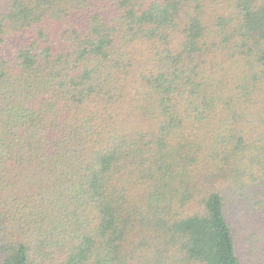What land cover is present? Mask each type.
Segmentation results:
<instances>
[{"label":"trees","instance_id":"obj_1","mask_svg":"<svg viewBox=\"0 0 264 264\" xmlns=\"http://www.w3.org/2000/svg\"><path fill=\"white\" fill-rule=\"evenodd\" d=\"M0 264H264V0H0Z\"/></svg>","mask_w":264,"mask_h":264}]
</instances>
